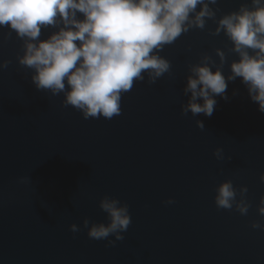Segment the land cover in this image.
<instances>
[{"label": "water", "instance_id": "1", "mask_svg": "<svg viewBox=\"0 0 264 264\" xmlns=\"http://www.w3.org/2000/svg\"><path fill=\"white\" fill-rule=\"evenodd\" d=\"M204 3L214 15L199 27L197 5L187 30L151 53L169 69L142 72L112 118H85L66 103L67 81L59 93L38 89L20 63L27 43L64 27L59 17L36 41L0 26V264H264V112L242 77L228 79L241 56L219 25L253 0ZM205 65L228 84L210 94L211 116L185 112L192 69ZM228 181L235 199L221 208ZM105 199L131 222L91 238L93 226L111 224Z\"/></svg>", "mask_w": 264, "mask_h": 264}, {"label": "clouds", "instance_id": "2", "mask_svg": "<svg viewBox=\"0 0 264 264\" xmlns=\"http://www.w3.org/2000/svg\"><path fill=\"white\" fill-rule=\"evenodd\" d=\"M198 4L203 8L194 23L203 28V18L214 15L204 0H0V26H10L20 37L36 41L42 26H54L59 17L64 27L46 41L27 43L20 63L35 70L33 82L38 89L59 93L67 81L66 103L83 109L85 118H112L120 112V93L130 90L135 79H143L142 72L151 69L159 77L169 69L166 60L151 53L187 30L185 22ZM253 5L225 16L219 25L241 56L232 64L233 75L228 79L242 77L252 100L264 112V3L253 0ZM78 13L83 14L82 19ZM247 49L258 51L252 56ZM192 71L195 75L189 77L185 89L192 96L185 112L211 116L216 100L210 94H224L227 80L221 71L213 72L206 65ZM198 98L204 103H198ZM217 191V205L231 208L235 199L231 181ZM117 203L102 201L111 224L93 226L91 238L127 230L131 222L127 208L117 207ZM239 210L246 213L247 206L240 205ZM259 211L264 214V207ZM72 227L75 231V225Z\"/></svg>", "mask_w": 264, "mask_h": 264}]
</instances>
